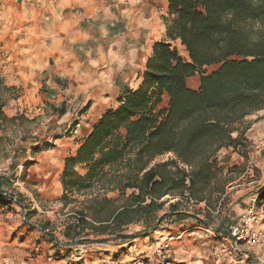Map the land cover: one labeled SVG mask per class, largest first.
<instances>
[{"label": "trees", "instance_id": "1", "mask_svg": "<svg viewBox=\"0 0 264 264\" xmlns=\"http://www.w3.org/2000/svg\"><path fill=\"white\" fill-rule=\"evenodd\" d=\"M164 22L168 42L153 47L142 85L126 90L65 161L60 201L75 204L66 220L71 241L89 236L88 229L100 236L135 224L160 228L169 200L179 199L165 219L187 215L179 212L181 201L215 209L225 194L218 155L246 147V131L236 126L264 110V0H169ZM178 40L189 59L169 43ZM211 66L218 68L208 73ZM198 74L199 89L189 88ZM20 91L0 75V155L11 147L14 162L39 143L20 132L29 122L24 115L6 113ZM166 155L172 157L155 162Z\"/></svg>", "mask_w": 264, "mask_h": 264}, {"label": "rangeland", "instance_id": "2", "mask_svg": "<svg viewBox=\"0 0 264 264\" xmlns=\"http://www.w3.org/2000/svg\"><path fill=\"white\" fill-rule=\"evenodd\" d=\"M59 1L64 0H0V75L9 86L21 89L20 98L6 113L9 117L24 115L29 122L21 123L20 132L39 140L19 152L16 162L11 147L9 156L0 155V188L7 192L0 194V264H160L155 250L166 243L169 246L163 254L171 263L227 264L217 257L222 238L231 227L240 226L251 208L264 211V110L236 126L246 131V147L237 151L225 148L218 155L225 194L215 209L205 203L181 201L179 212L187 214L185 217L163 218L160 228L135 224L122 229L119 234L135 236L131 239L113 238L116 234L110 231L96 236L89 229V236L83 234L73 241L65 236L67 216L75 205L66 208L60 201L65 161L80 148L84 123L96 117L93 110L90 118H85L93 107L90 94L96 88L80 89L69 79L52 75L60 65L59 57H50V49L56 50L62 43ZM111 2L124 3L121 23L128 26V33L138 32L143 0ZM173 48L189 59L181 43L173 44ZM217 68L207 67L206 71ZM188 84L200 87L198 79ZM113 104L115 108L116 100ZM171 157L166 155L155 162ZM78 171L86 173L81 167ZM76 199L82 202L84 197ZM178 200H169L159 217L169 213L170 204ZM254 229L264 232L263 225ZM170 238L174 239L168 242ZM88 239L110 241L91 243ZM80 240L83 242L77 244ZM240 245L249 259L235 264H264V245L254 251L245 241Z\"/></svg>", "mask_w": 264, "mask_h": 264}, {"label": "crops", "instance_id": "3", "mask_svg": "<svg viewBox=\"0 0 264 264\" xmlns=\"http://www.w3.org/2000/svg\"><path fill=\"white\" fill-rule=\"evenodd\" d=\"M58 4L62 9L59 35L62 43L58 49H50V57L60 60L58 70H53L52 75L67 78L80 89L96 88L90 94L93 107L86 112L85 118L88 120L93 110L96 117L81 128L83 142L103 114L114 107L115 100L117 108L118 99L126 90H137L142 85L153 47L168 42L164 18L169 16V0H143L140 28L134 34L128 33V26L121 23L124 18L122 2L64 0ZM75 8L80 11L74 12ZM200 77L198 74L189 78L188 87L198 90L199 84L195 88L188 83L196 79L200 82ZM168 102L169 97L164 95V104Z\"/></svg>", "mask_w": 264, "mask_h": 264}, {"label": "built area", "instance_id": "4", "mask_svg": "<svg viewBox=\"0 0 264 264\" xmlns=\"http://www.w3.org/2000/svg\"><path fill=\"white\" fill-rule=\"evenodd\" d=\"M263 223L264 211L261 210L259 212L251 208L249 210V215L242 218L240 226L231 227L227 236L222 238V244L217 249V257L222 258L227 264H235L240 260H248L249 254L243 252L240 244L242 241H245L248 248L253 251L256 247L264 245V232L254 229L262 225L264 226ZM173 239L174 238H170L168 242H171ZM168 246V243H166L165 247L155 250L161 259L160 264L170 262L169 256L163 254V251H165Z\"/></svg>", "mask_w": 264, "mask_h": 264}, {"label": "water", "instance_id": "5", "mask_svg": "<svg viewBox=\"0 0 264 264\" xmlns=\"http://www.w3.org/2000/svg\"><path fill=\"white\" fill-rule=\"evenodd\" d=\"M164 216H161L158 220V224L162 221ZM135 236L133 235H127V234H116L113 238H116V239H131V238H134ZM88 242H91V243H106L108 241H110V239H102V240H91V239H88L86 240ZM83 242V240H80L77 242V244H81Z\"/></svg>", "mask_w": 264, "mask_h": 264}, {"label": "bare ground", "instance_id": "6", "mask_svg": "<svg viewBox=\"0 0 264 264\" xmlns=\"http://www.w3.org/2000/svg\"><path fill=\"white\" fill-rule=\"evenodd\" d=\"M182 51L187 53V51H186V48H185V47H183V48H182ZM187 54H188V53H187ZM188 56H189V55H188Z\"/></svg>", "mask_w": 264, "mask_h": 264}]
</instances>
